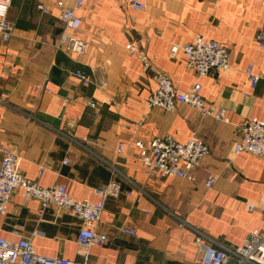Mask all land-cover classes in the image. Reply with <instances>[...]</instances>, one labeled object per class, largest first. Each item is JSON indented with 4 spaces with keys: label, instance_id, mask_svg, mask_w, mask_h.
I'll use <instances>...</instances> for the list:
<instances>
[{
    "label": "crops",
    "instance_id": "crops-1",
    "mask_svg": "<svg viewBox=\"0 0 264 264\" xmlns=\"http://www.w3.org/2000/svg\"><path fill=\"white\" fill-rule=\"evenodd\" d=\"M58 1L74 6V0H14L9 21L15 37L5 43L0 35V165L4 151H12L27 179L47 189L65 185L77 201L98 203L95 189L122 186L125 194L109 199L91 226L108 241L88 249L87 264H197L198 233L241 247L264 227V159L233 154L240 126L253 119L264 123V49L256 40L264 0H142L144 12L134 11L131 0H86L77 14L88 49L78 61L56 49L64 31ZM196 36L228 47L230 73L199 79L184 55L171 57L173 45ZM251 65L261 78L256 89L246 72ZM76 72L93 83L84 85ZM155 73L183 92L200 82L207 105L224 111L229 123L188 105L173 113L149 109ZM165 136L181 144L197 136L209 146L195 182L145 175L135 142ZM67 158L71 164L65 166ZM211 172L218 179L207 189ZM81 226L68 212L42 211L23 190L0 216L2 238L28 239L38 255L73 261H84L77 243ZM121 227L136 236L118 235Z\"/></svg>",
    "mask_w": 264,
    "mask_h": 264
},
{
    "label": "built area",
    "instance_id": "built-area-1",
    "mask_svg": "<svg viewBox=\"0 0 264 264\" xmlns=\"http://www.w3.org/2000/svg\"><path fill=\"white\" fill-rule=\"evenodd\" d=\"M14 0H0V35L3 42L9 43L15 37V28L9 21V13ZM86 0H74V6L69 7L58 1L55 8L59 12V21L64 31L56 46L57 51L72 56L75 61L83 58L88 49L87 42L79 37L82 19L77 11L85 5ZM131 8L136 12H144L147 5L142 0H131ZM43 14H49V9L38 6ZM257 42L264 49V25L258 30ZM136 52L137 48L131 49ZM172 58L184 55L187 67L199 79L211 73L227 75L232 71L230 51L226 45L216 41H207L201 36L183 46L173 45L170 53ZM149 69V65H145ZM251 86L256 89L260 76L254 73L251 65L247 69ZM75 76L84 85L92 84V80L81 72ZM153 80L156 89L147 99L149 109H157L169 113L175 112L178 105H188L199 111L202 116H211L228 124L229 119L224 111L216 112L207 105L201 94L202 85L196 82L190 90L183 92L174 87L172 81L162 73H155ZM89 107L96 109L97 105L90 101ZM241 138L233 147L235 156L248 154L264 159V123L257 120L245 121L240 126ZM140 151V157L145 175L150 179L175 178L195 182V171L202 162L211 155L209 146L201 138L194 136L188 143L181 144L171 136L156 138L148 143L141 140L135 142ZM124 144L118 146L117 152L122 154ZM65 166L71 164L65 159ZM20 159L12 151H4L0 165V216H5L17 191L23 190L28 201L35 200L42 211L54 208L72 214L81 222L77 243L79 255L84 261H73L61 258H50L38 255L28 239L12 243L0 236V264H87V251L91 247H102L108 241V236L100 234L91 228L100 222L109 199H119L125 191L118 182H111L94 190L100 197L98 203L88 200L77 201L68 194L65 185H56L51 189L27 179L20 170ZM217 175L208 174L205 182L207 189H213L217 183ZM248 211L254 212L255 206L248 205ZM136 236L133 229L121 227L118 235ZM194 244L200 247L201 257L197 264H264V227L249 234L241 247H226L216 243L204 234L198 233Z\"/></svg>",
    "mask_w": 264,
    "mask_h": 264
}]
</instances>
